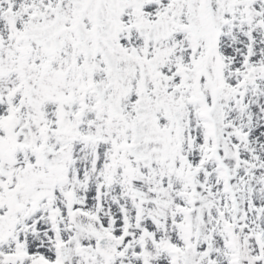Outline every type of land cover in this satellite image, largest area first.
<instances>
[{
    "label": "snow or ice",
    "instance_id": "snow-or-ice-1",
    "mask_svg": "<svg viewBox=\"0 0 264 264\" xmlns=\"http://www.w3.org/2000/svg\"><path fill=\"white\" fill-rule=\"evenodd\" d=\"M0 264H264V0H0Z\"/></svg>",
    "mask_w": 264,
    "mask_h": 264
}]
</instances>
